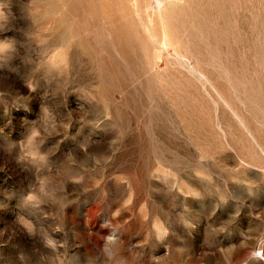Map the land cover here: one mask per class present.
I'll use <instances>...</instances> for the list:
<instances>
[{
	"label": "rangeland",
	"instance_id": "1",
	"mask_svg": "<svg viewBox=\"0 0 264 264\" xmlns=\"http://www.w3.org/2000/svg\"><path fill=\"white\" fill-rule=\"evenodd\" d=\"M9 38L0 264H264V0H0Z\"/></svg>",
	"mask_w": 264,
	"mask_h": 264
},
{
	"label": "clouds",
	"instance_id": "2",
	"mask_svg": "<svg viewBox=\"0 0 264 264\" xmlns=\"http://www.w3.org/2000/svg\"><path fill=\"white\" fill-rule=\"evenodd\" d=\"M9 39H0V55H3L6 51H8L12 44L9 42ZM117 236L112 233L105 237L104 251L107 255L111 256L113 252V248L117 244Z\"/></svg>",
	"mask_w": 264,
	"mask_h": 264
}]
</instances>
